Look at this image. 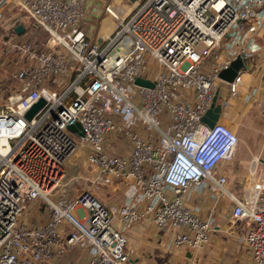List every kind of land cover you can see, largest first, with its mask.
<instances>
[{
	"label": "built area",
	"instance_id": "built-area-1",
	"mask_svg": "<svg viewBox=\"0 0 264 264\" xmlns=\"http://www.w3.org/2000/svg\"><path fill=\"white\" fill-rule=\"evenodd\" d=\"M105 10L115 26L98 43L83 27L86 0H0V39L10 37L4 46L18 45L24 60L17 92L0 105V264H73L77 249L87 252L79 264H126L123 228L145 219L172 232L169 248H203L223 200L228 219L251 224L253 264H264V174L230 188L221 166L241 139L220 120H202L219 82L228 89L222 110L241 88L245 69L230 82L219 74L260 50L264 0H138ZM12 32L29 39L12 41ZM76 122L83 134L69 128ZM78 149L91 176L74 192ZM116 183L121 201L96 196Z\"/></svg>",
	"mask_w": 264,
	"mask_h": 264
},
{
	"label": "crops",
	"instance_id": "crops-1",
	"mask_svg": "<svg viewBox=\"0 0 264 264\" xmlns=\"http://www.w3.org/2000/svg\"><path fill=\"white\" fill-rule=\"evenodd\" d=\"M122 1L86 0L83 27L93 41L105 42L114 29L115 20L105 6L109 3L117 6ZM257 41L261 48L255 57L248 60L250 66L245 68L243 84L237 94L230 97L229 106L222 110L219 118L235 130H246L245 134L250 138V143L245 147L237 148L234 160L225 172L229 187H234L232 183L235 182L244 185L264 174V37H258ZM252 91L253 96L247 98L246 94ZM227 94V85L219 82L218 99H223ZM256 156L260 158L257 161ZM119 185L103 187L95 194L105 203L121 201L118 194L111 192L115 189L122 193ZM209 204V201L202 202L204 208ZM221 204L218 224L203 248H169L171 231L155 228L150 219L136 223L126 230L129 254L126 264H253L252 250L245 239L251 224L228 219V202L223 200ZM86 257V250L77 249L70 253L73 264H79L78 260Z\"/></svg>",
	"mask_w": 264,
	"mask_h": 264
},
{
	"label": "rangeland",
	"instance_id": "rangeland-1",
	"mask_svg": "<svg viewBox=\"0 0 264 264\" xmlns=\"http://www.w3.org/2000/svg\"><path fill=\"white\" fill-rule=\"evenodd\" d=\"M124 7H126L127 10H130L136 2H131L130 0H123L121 2ZM12 41L15 39L22 40L24 41L28 40V35L25 34L24 38L23 37H18L14 32H12ZM8 36L4 35L0 39V105H5L9 103V97L12 94H15L20 86V82L16 80L14 77L15 72L24 65L22 58V53L19 51L18 45L13 44L12 46H4V42L8 41ZM47 39V34L45 32H40L39 37L37 40V46L41 48H45L46 46L41 43L42 41H45ZM237 134L240 137V143L238 145V149L241 147H245L248 143H250L246 136V130H235ZM118 142V141H117ZM237 149V150H238ZM123 146H117L116 148L113 147L112 151H122ZM236 153V152H235ZM76 160L78 161L76 164L80 167L81 173L83 174V177L80 181L79 184H76L73 187L74 192L80 191L83 187H85V184L89 182V177L91 176L90 169H88V165L85 161V152L83 149H78L74 155L72 156L70 161ZM234 158L232 160H229L226 162L223 166H221L222 171L225 173L227 171L228 166L233 162ZM73 168V166H72ZM75 172V169H73L72 173ZM234 187L230 188H235V189H240L243 184L240 183H232ZM120 188L123 187V184L121 183ZM106 187V186H105ZM113 188V186H111ZM114 194H118L120 198H123V194L121 191L118 190H113L111 191ZM129 228H123V231L126 233V230Z\"/></svg>",
	"mask_w": 264,
	"mask_h": 264
},
{
	"label": "water",
	"instance_id": "water-1",
	"mask_svg": "<svg viewBox=\"0 0 264 264\" xmlns=\"http://www.w3.org/2000/svg\"><path fill=\"white\" fill-rule=\"evenodd\" d=\"M131 2H136L138 0H130ZM15 30L18 34H21L25 30V26L22 23H19L16 25ZM250 64L248 62V58L245 54L238 55L234 60H232L229 67L224 68L220 71V78L225 81H232L235 76L237 75V72L242 68L245 69L249 67ZM136 82L143 83L147 85H153V83L149 80L143 79V78H137ZM44 102L43 99H41L38 103L34 105V107L28 112V117H31L34 113V111ZM222 111V105L218 101V92L213 98V102L210 106V108L207 110V112L203 115L202 120L205 121L209 126H213L216 121L219 120L220 114ZM69 128L78 131L80 134H83V130L81 127V124L79 122H76L74 124L69 125Z\"/></svg>",
	"mask_w": 264,
	"mask_h": 264
}]
</instances>
